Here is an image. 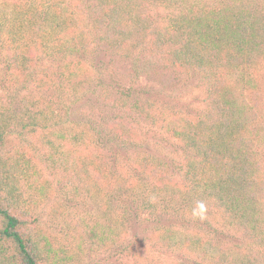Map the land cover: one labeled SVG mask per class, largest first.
Instances as JSON below:
<instances>
[{"label":"trees","instance_id":"trees-1","mask_svg":"<svg viewBox=\"0 0 264 264\" xmlns=\"http://www.w3.org/2000/svg\"><path fill=\"white\" fill-rule=\"evenodd\" d=\"M95 52L131 61L128 86ZM150 70L202 106L169 118ZM262 75L264 0H0V264H264ZM46 173L95 203L76 246L44 232Z\"/></svg>","mask_w":264,"mask_h":264},{"label":"rangeland","instance_id":"rangeland-1","mask_svg":"<svg viewBox=\"0 0 264 264\" xmlns=\"http://www.w3.org/2000/svg\"><path fill=\"white\" fill-rule=\"evenodd\" d=\"M91 67L90 72L92 76H104L107 82H113L116 78L124 85L128 86L133 71L131 61L123 60L121 57L111 53L95 52L89 55L87 61ZM158 74L150 70L145 72L138 79L139 88H146L149 90L152 100H154L157 108H163L169 118H180L182 116L191 114L195 108L202 106L201 91L193 85H185L182 77L178 75H167L159 77ZM177 76V77H176ZM263 76V75H262ZM114 77V79H113ZM264 80V76L262 78ZM187 80L188 79H184ZM115 85V84H113ZM105 92V91H101ZM100 93V92H99ZM115 94V93H114ZM105 94L97 95L93 98L91 106L85 107L86 114L93 115L98 112V109L104 114L111 110L113 101L111 99H104ZM261 99L264 102V87ZM259 96V97H260ZM144 131L147 132V138L153 141L157 136H160V131L156 126L145 125ZM41 152V151H40ZM37 152V154H40ZM42 153V152H41ZM46 177L51 182V188L48 187L47 181H42L44 184L38 190L37 200L38 211L41 214V224L46 228L45 234L49 237H54L60 241H66L64 235H71L72 245L79 244V237L85 235L87 230L85 224H90L91 218L95 213V203L90 199H83L76 197L73 189V184L60 176L53 178L46 173ZM77 199H80L77 201ZM68 206L64 207V204ZM84 220H83V219ZM84 232V233H83ZM82 243V242H81ZM82 246H84L82 244ZM88 246V245H87ZM101 251L100 254L98 251ZM98 248L93 249L95 254L86 253L83 260H78L75 264H106L101 259L106 253Z\"/></svg>","mask_w":264,"mask_h":264}]
</instances>
